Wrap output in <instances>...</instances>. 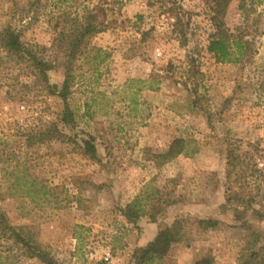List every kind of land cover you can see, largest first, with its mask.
<instances>
[{
  "label": "rangeland",
  "instance_id": "1",
  "mask_svg": "<svg viewBox=\"0 0 264 264\" xmlns=\"http://www.w3.org/2000/svg\"><path fill=\"white\" fill-rule=\"evenodd\" d=\"M31 1L0 0V33L12 27L48 54L67 18L106 10L107 29L75 64L76 124L64 129L93 136L98 156L73 144L30 146L58 101L34 92L19 101L1 68L0 212L11 225L59 264H139V250L175 223L178 242L154 264H264V0H44L30 9ZM218 25L239 61L208 51ZM49 75L59 84L62 68ZM176 139L186 153L156 166L154 151ZM230 153L242 165L229 183ZM24 173L51 197L30 198L15 183ZM156 189L167 203L155 219L127 221L126 205ZM209 220L217 226L199 225ZM24 252L0 238V264H43Z\"/></svg>",
  "mask_w": 264,
  "mask_h": 264
},
{
  "label": "trees",
  "instance_id": "2",
  "mask_svg": "<svg viewBox=\"0 0 264 264\" xmlns=\"http://www.w3.org/2000/svg\"><path fill=\"white\" fill-rule=\"evenodd\" d=\"M43 2L44 0H32L29 7L30 9H41ZM226 3L228 2L226 1ZM62 14L63 17L66 16L64 13ZM67 19L69 26H63L58 32L57 39L51 44L50 54H48L46 46L25 42L21 32L12 27L1 32L0 51L4 57H0V69L6 70V86L16 92L15 97H18L19 101H25L30 92H34V95L39 93L46 97H54L58 101L59 109L56 112V118L50 122L46 129L41 128L35 133H31L27 140L30 146L47 142L73 144L82 156L96 159L98 150L93 136L69 135L64 129L70 127L72 130L76 124L75 113L69 104V97L77 78L75 64L88 51L90 40L107 29L106 10L98 7L81 16L76 15ZM207 49L215 55L217 60L229 63L239 61V56L234 59L230 58L232 57L231 35L222 28V25L217 26V33L209 42ZM58 67L62 68V81L59 84H52L49 74ZM184 153H186L185 140L176 139L167 148L154 151L153 160L156 166L161 167ZM241 165V157L230 153L226 175L229 183ZM28 177L30 178L27 173H24L21 177L16 178L15 183L24 182L25 185L29 186L28 195L30 198L40 196L48 199L51 197L49 188L39 185L36 179L27 180ZM35 185H38L37 189L34 188ZM227 191L231 193L232 188L229 187ZM31 192L33 194H30ZM160 194L161 191L156 189L152 195H138L126 205L122 211L123 216L131 223L138 221L143 214H149L151 219H155L161 211L160 207L167 203L162 196H159ZM231 195L238 196L236 193ZM232 196L228 197L229 202L234 199ZM199 225L206 229L215 228L217 222L200 221ZM179 227V224L175 223L173 226L165 228L154 242L140 249L139 264H154V261L166 256L170 246L178 242ZM0 238L13 240L21 246L22 250H25V254H28L30 258L39 259L43 264H59L49 250L25 236L23 228L11 225L6 214L2 212H0ZM261 248L264 249V243ZM252 255L257 254L253 252ZM196 264H213V261L206 257Z\"/></svg>",
  "mask_w": 264,
  "mask_h": 264
}]
</instances>
